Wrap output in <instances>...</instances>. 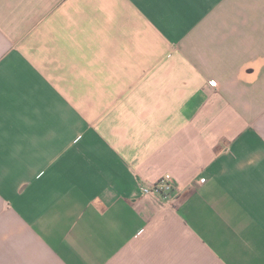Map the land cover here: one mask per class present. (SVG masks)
<instances>
[{"label":"crops","instance_id":"obj_1","mask_svg":"<svg viewBox=\"0 0 264 264\" xmlns=\"http://www.w3.org/2000/svg\"><path fill=\"white\" fill-rule=\"evenodd\" d=\"M0 264H264V0H0Z\"/></svg>","mask_w":264,"mask_h":264},{"label":"built area","instance_id":"obj_2","mask_svg":"<svg viewBox=\"0 0 264 264\" xmlns=\"http://www.w3.org/2000/svg\"><path fill=\"white\" fill-rule=\"evenodd\" d=\"M211 86H216L215 81H210ZM176 182L170 174H165L153 184L141 188V194L145 197L168 198L175 191Z\"/></svg>","mask_w":264,"mask_h":264}]
</instances>
